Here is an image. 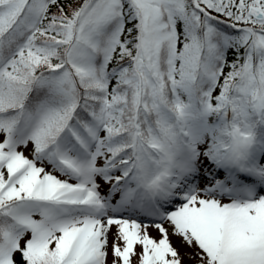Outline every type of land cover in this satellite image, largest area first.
I'll use <instances>...</instances> for the list:
<instances>
[{"label": "snow or ice", "instance_id": "6c2138e0", "mask_svg": "<svg viewBox=\"0 0 264 264\" xmlns=\"http://www.w3.org/2000/svg\"><path fill=\"white\" fill-rule=\"evenodd\" d=\"M0 264H264V0H0Z\"/></svg>", "mask_w": 264, "mask_h": 264}, {"label": "rangeland", "instance_id": "374dc122", "mask_svg": "<svg viewBox=\"0 0 264 264\" xmlns=\"http://www.w3.org/2000/svg\"><path fill=\"white\" fill-rule=\"evenodd\" d=\"M152 234L155 235V232H153ZM110 239H111V237H110Z\"/></svg>", "mask_w": 264, "mask_h": 264}]
</instances>
